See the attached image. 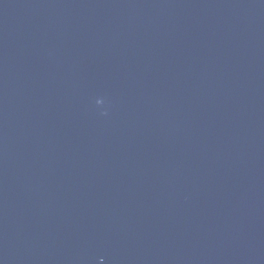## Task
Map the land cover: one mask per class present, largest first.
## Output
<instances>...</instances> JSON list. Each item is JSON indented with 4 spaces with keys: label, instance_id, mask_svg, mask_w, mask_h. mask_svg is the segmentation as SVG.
Instances as JSON below:
<instances>
[{
    "label": "water",
    "instance_id": "1",
    "mask_svg": "<svg viewBox=\"0 0 264 264\" xmlns=\"http://www.w3.org/2000/svg\"><path fill=\"white\" fill-rule=\"evenodd\" d=\"M0 264H264V0H0Z\"/></svg>",
    "mask_w": 264,
    "mask_h": 264
}]
</instances>
